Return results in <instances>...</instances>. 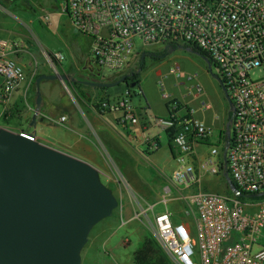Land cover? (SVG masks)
<instances>
[{
    "label": "built area",
    "instance_id": "2783aa9c",
    "mask_svg": "<svg viewBox=\"0 0 264 264\" xmlns=\"http://www.w3.org/2000/svg\"><path fill=\"white\" fill-rule=\"evenodd\" d=\"M58 7L75 32L89 38L87 62L94 69L122 72L135 54L136 39L138 52L190 45L207 55L231 103L224 97L229 132L224 126L209 152L194 163L195 148L205 145L213 128L165 94L169 115L155 118L154 125L171 131L176 167L161 198L163 210L155 212L157 203H147L136 216L152 214L156 241L172 264H264V194L256 195L264 191V0H58ZM26 48L23 42L0 38L2 115L9 112L16 91L22 90L26 101L32 77L11 57ZM63 59L61 51L47 56L55 74ZM168 72L176 79L184 75L178 65ZM196 79L186 74L185 82L194 81L189 89L198 99L203 89ZM131 89L98 100L96 111L116 113L121 126L137 125ZM208 107L200 103L202 110ZM48 121L67 127L64 115L48 116ZM141 135L139 143L157 148L156 141ZM224 149L230 180L245 201L200 189L202 178L224 177Z\"/></svg>",
    "mask_w": 264,
    "mask_h": 264
},
{
    "label": "rangeland",
    "instance_id": "374dc122",
    "mask_svg": "<svg viewBox=\"0 0 264 264\" xmlns=\"http://www.w3.org/2000/svg\"><path fill=\"white\" fill-rule=\"evenodd\" d=\"M60 11L58 0H0V20L10 22V27L18 33L23 29L31 32L32 40L35 43V61L40 66L39 68L55 74L48 66V53L44 51H61L63 53L62 68L74 77L75 83L78 84V92L75 94L70 84L64 83L61 91L52 84L50 93L57 95L54 98L56 101L73 105L69 96L77 97L79 94L82 95L81 93L85 96L86 88L80 85L83 80L88 81L90 78L97 80L95 73L100 71L101 78H111L114 82L117 81L121 72L115 73L108 69L94 68L92 69L94 74L89 72L90 70L86 71L81 63V54L86 47V41L78 35L69 41L73 31L65 14ZM0 37L8 39V32L0 33ZM140 47L141 42L136 39V53L122 72H141L139 85L131 89V103L135 108H145L149 105L145 117L149 123H146L147 127L143 130L140 129V121L137 125L129 126L126 132L122 128H118L115 133H110L109 137L105 138V141H110V143L103 148L105 159L99 169L100 179L112 190L118 200V206L109 217L102 219L91 229L87 243L81 252V264H134L133 252L142 238H153L156 241L152 214L148 212L136 215L147 203L157 201L155 192L151 191L149 196L144 197L139 190L145 193L146 189L168 184L176 167L172 157L171 144L165 132L154 125L157 115L164 112V104L167 102L164 95L176 98L182 109L187 107L190 110H196L195 113L198 116L203 113L212 119L213 117L219 119L220 116L224 118V112H227V104L213 77L215 69L212 67L211 73L204 59L198 53L179 46L169 49V54L162 60L150 59L148 55L144 54L143 64L140 65L142 55L141 52H138ZM156 49L158 50L160 47H148L146 51ZM175 65H178L184 73L179 79L168 72ZM193 73L197 75L196 82L203 89V94L198 99L194 98L189 89L190 84L194 81L185 82L186 74ZM43 83L47 82L44 80ZM44 85L39 86L41 94L47 91ZM138 87L144 96L133 95V91ZM107 88L110 98L121 96L126 89L124 83ZM59 91L65 93L64 97L59 96ZM201 102L207 103L209 107L202 110ZM181 112L183 111L181 110ZM115 115L117 114H109L107 119L113 120ZM48 116L51 115L49 113L44 115V121H40L35 127L37 135L44 139H46L45 136L53 137L56 132L63 133L62 126L48 125ZM80 117L83 118L82 115ZM0 124L10 126L2 121ZM142 133L145 138L154 139L159 145V149L148 147L147 144H139L138 138L142 136ZM214 133H216V137L208 140L202 147L203 153H208L209 145L216 141L215 138L218 137L216 129ZM207 182L210 186L206 184ZM200 189L225 193V185L219 176L208 175L202 178ZM189 191L191 190L183 193ZM156 203L155 212H160L163 207L161 199ZM170 207L172 208V205ZM169 263L172 264L170 260Z\"/></svg>",
    "mask_w": 264,
    "mask_h": 264
},
{
    "label": "water",
    "instance_id": "95a60500",
    "mask_svg": "<svg viewBox=\"0 0 264 264\" xmlns=\"http://www.w3.org/2000/svg\"><path fill=\"white\" fill-rule=\"evenodd\" d=\"M202 58L212 73L208 59ZM213 77L230 106L218 76ZM43 79L65 83L68 76L50 74L35 79L36 108L31 126H35L39 113V84ZM124 79L82 83L100 88L124 83L127 87ZM229 124L230 120L227 134ZM223 176L230 191L240 197L227 171L225 149ZM117 206L116 196L101 181L96 167L39 142L34 131L14 132L0 127V264H81V252L91 229Z\"/></svg>",
    "mask_w": 264,
    "mask_h": 264
},
{
    "label": "crops",
    "instance_id": "0c3cea01",
    "mask_svg": "<svg viewBox=\"0 0 264 264\" xmlns=\"http://www.w3.org/2000/svg\"><path fill=\"white\" fill-rule=\"evenodd\" d=\"M66 18H67V22L69 23L73 31V33L70 35L71 38L69 39V41H71V39L74 38L76 35L80 36L86 41V47L82 51V54H81L82 55L81 63L83 67L85 68V70L89 71L91 67L89 66L87 62V57H88L90 40L88 37L76 33L67 16ZM10 26H11L10 22L8 23L7 21L0 20V33L3 34V33L8 32L7 40H11L14 42H23L26 45L27 48L25 49V51L17 52L15 55H11V57L14 58L15 61L23 67V70L26 76L28 77V79L32 77V80H31L30 87L28 89L26 101L22 100V90H18L13 94L12 98L10 99V105L8 109L9 112L6 115H2V107L0 106V122L2 121L4 123H8V125L11 126L10 127V126H5V125L0 124V127L8 128L14 132H20V131L33 132L34 131L36 139L39 142L45 145H48L50 147H53L55 149L61 150L63 152H66L68 154H71L77 158H80L90 163L91 165L96 167L98 170L101 169L100 166L104 162V159H105L103 155L104 154L103 148L106 144L110 143V141H105V138H108L110 133H115L116 129L118 128H122L126 132L127 128L129 127V126H126V127L121 126L117 122V117H118L117 115H115L113 120L107 119V116L112 113L101 114L98 111H96L95 108L91 106L93 105V103H96L98 100L104 97H107L109 95L108 88L104 89V88L95 87L89 84L82 83L80 85H83V87L86 88V90L84 91L85 96L82 97L80 95H77L78 98L74 96L73 97L69 96L72 100L73 105H70V104L68 105L66 103L63 104L59 100L56 101L54 98L57 95H55V93H50V88L52 84L57 86L59 90L61 91V87H62V84H64V82H61L58 80L43 79L40 81L39 86L41 84H45L44 86L46 87L47 91L46 93L41 94V103L39 106V110H38L39 113L36 118L35 126H31L30 125L31 118L36 108L35 79L40 75H50L52 73L48 70L39 68L40 66H38L37 70L34 71L33 67H34V64L37 62L35 61V58H36V54L34 52L35 43L32 40L33 36L31 35V32L29 30L26 31L23 29L22 32L18 33L17 31L12 29ZM44 52L51 53V51L49 52L47 50H45ZM58 74H66L68 77L72 76L70 75V73H67L66 70L62 68V65L58 68ZM44 80L47 83H43ZM100 81L101 82H112L113 80H111V78L105 79L104 77H102ZM68 82L69 84L72 82L75 83V81L72 80L71 78L68 80ZM0 84H1V78H0ZM70 86L75 91V94H77L78 84L75 85L76 88L72 85ZM60 91H59V94H60L59 96L64 97L65 93L60 92ZM220 92L224 99V96L221 90ZM133 95H137L135 90L133 92ZM141 95L144 96L143 92ZM108 97L110 98V96ZM147 108L149 109V105L145 106V108L143 107L136 108L137 113L139 115L141 130L147 127L146 126L147 122L149 123V121L145 119V117L147 116V110H146ZM164 108H165L164 112L162 114H158L157 117H166L169 115V110L165 104H164ZM195 111L196 110H192V115L195 118L201 120L207 126L212 127L213 131L216 129L217 133H219L223 129V127L226 126V123H227L226 113L227 112L226 113L224 112V115H225L224 118L220 116L221 118L219 119H217V117H213L212 119L203 113H201L202 115L199 114L198 116L196 115ZM47 113L51 115L49 117H59L62 115L66 116V126L67 127H63V133L56 132L54 133L53 137L45 136L46 139H44L40 135L39 136L37 135L35 131V127H37L40 121H44L43 119L45 118L44 115H47ZM179 114H182V113L179 112ZM81 115L83 116L82 119L80 117ZM143 118H144V122H143ZM48 125H55V124L49 122ZM214 136L216 137V133H213L210 139L213 138ZM148 141H155V140L148 139ZM147 146L149 147L148 143H147ZM203 146H204L203 144H198L197 147L195 148L196 156L194 159L195 160L194 163H196L197 160L202 159L207 154V152L203 153V148H202ZM206 184L210 186L208 182ZM168 186H169V183L165 185L162 184L157 187L154 186V188H151L149 190L146 189L145 193L142 192L141 190L139 191L143 194L144 197L149 196V194L152 193L151 191L155 192V195L157 196L156 199L158 201L163 197V194L167 191ZM162 210H163V207H162Z\"/></svg>",
    "mask_w": 264,
    "mask_h": 264
},
{
    "label": "trees",
    "instance_id": "16d2710c",
    "mask_svg": "<svg viewBox=\"0 0 264 264\" xmlns=\"http://www.w3.org/2000/svg\"><path fill=\"white\" fill-rule=\"evenodd\" d=\"M182 47L183 48H189L192 52H196L201 57L207 58V55L202 50H200L199 48H197L195 46L182 45ZM175 48H176L175 46H172V47H160V49H158V50L156 49V50H152V51H141V54L144 53L145 55H148L150 59L162 60L169 54V49H175ZM48 55L51 56V53H48ZM142 64H143V61L140 60V65H142ZM140 76H141V72L140 71H136V72L133 71L129 75L126 76V78L124 79V82H128V86L127 87H129V85L131 83H134L135 86L139 85ZM65 83H67V82H65ZM68 84H69V82H68ZM70 85L75 87L76 83L72 82V83H70ZM218 87L220 88L219 85H218ZM138 89L141 91V94H142V90L139 87H138ZM220 90H221V88H220ZM81 94L82 95H80V94L79 95L84 97L83 93H81ZM225 103L227 104L226 101H225ZM165 105L167 107L168 103L166 102ZM92 107L97 108V105L95 103H93ZM229 118H230V112L228 110V105H227V118H226L227 121L229 120ZM164 132H165V134H166V136L168 138L169 143L171 144V131L166 130ZM206 141H208V139H206ZM157 149H159V145L158 144H157L156 150ZM171 152H173L172 151V146H171ZM221 179H222V181H223V183L225 185V193L228 194V195H235L234 193H232L230 191V189L228 187V184H227L226 180L224 179V177H222ZM241 194L242 195L240 197H237V199L241 200V201H244L246 199L245 198V194L244 193H241ZM133 262H134V264H170L169 263V259L167 258V256L163 252V250L160 248V246L157 244V242L153 238H148V237H143L141 242L137 246V248L134 250V252H133Z\"/></svg>",
    "mask_w": 264,
    "mask_h": 264
},
{
    "label": "flooded vegetation",
    "instance_id": "af4514ba",
    "mask_svg": "<svg viewBox=\"0 0 264 264\" xmlns=\"http://www.w3.org/2000/svg\"><path fill=\"white\" fill-rule=\"evenodd\" d=\"M135 53H136V52H135ZM142 54L144 55V53H142ZM140 60H142V58H141ZM95 74H97V73H95ZM129 74H130V73L121 72V74H120V76H119L118 79L122 78L123 76H125V78H126V76L129 75ZM95 77L97 78V80H95V79H91V78H90V80L93 81V82H101V81H100V80H101V72H100V74H99L98 76H95ZM70 78H71L72 80H74V77H73V76H69V77H68V80H69ZM118 79H117V80H118ZM90 80H88V81H90ZM83 81H86V79L83 80ZM219 89H220V88H219Z\"/></svg>",
    "mask_w": 264,
    "mask_h": 264
}]
</instances>
